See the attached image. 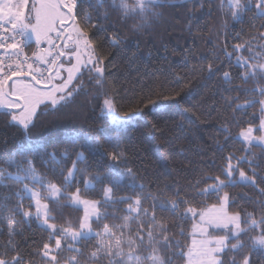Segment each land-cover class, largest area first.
Returning <instances> with one entry per match:
<instances>
[{"label":"snow or ice","instance_id":"6c2138e0","mask_svg":"<svg viewBox=\"0 0 264 264\" xmlns=\"http://www.w3.org/2000/svg\"><path fill=\"white\" fill-rule=\"evenodd\" d=\"M198 3L204 7V0ZM166 5L168 0H95L86 9L82 0H0V109L5 122L22 133L11 158L0 167V187L9 190L0 193V230L7 228L0 264H37L34 257L39 264H225L229 253L228 264H253L254 253L264 264V31H259L264 29V0H227L226 5L221 0L225 18L209 28V37H215L212 55L191 65L189 73L227 85L212 95L219 96L224 140L239 143L242 155L228 151L218 174H204L184 187L165 181L153 194L145 191L147 184L136 182L123 141L112 134L137 120L151 122L157 110L178 104L182 93L191 99L190 82L159 84L139 98L105 87L108 57L97 52L98 42L106 34L109 46L121 44L120 28L130 20L132 33L146 32L160 21ZM231 21L242 27L229 32ZM229 39L239 42L229 44ZM217 49L228 59L223 71ZM175 79L179 84L183 77ZM82 93H91L92 112L103 126L89 124L88 130L81 128L60 141L34 136L42 117H51L47 124L56 127ZM102 159L108 162L105 171L95 168ZM124 177L129 178L127 185ZM237 187L255 191L248 196L250 210L242 205L229 210L236 202L231 190ZM147 200L151 212L144 207ZM65 209L80 215L65 217ZM121 211L126 213L122 223L105 222L121 219ZM32 220L43 238L28 244L31 251L25 256L16 237ZM189 220L191 244L185 232Z\"/></svg>","mask_w":264,"mask_h":264},{"label":"trees","instance_id":"16d2710c","mask_svg":"<svg viewBox=\"0 0 264 264\" xmlns=\"http://www.w3.org/2000/svg\"><path fill=\"white\" fill-rule=\"evenodd\" d=\"M90 3L95 4V0H82L83 7L86 9L89 8ZM220 3L221 0H211L212 11L209 14V0H204L203 8L199 7L198 0L195 3L193 0H168V5L160 9L163 12L160 21L146 32L132 33L130 28L133 21L130 20L128 25L120 28V35L123 37L121 44L115 47L109 46L106 34H104V40L98 42L97 52L108 57L105 87L110 93L115 92L119 95L139 98L142 91L147 92L149 88L156 89L159 84H164L165 87H179L189 82L191 84L190 101L189 96L182 93L183 99H180L178 104L173 101L167 110H157L151 122L137 120L126 130L112 133L113 136H119L123 141L125 155L128 159L127 167L132 169L137 183L148 185L146 192L156 194L158 186L163 189L165 181L178 183L184 187L204 174L216 175L221 159L228 151H236L237 155L243 154L239 143L224 140L225 133L220 128L222 121L219 119V96L212 95V92L220 87H227V85L215 79L205 82L196 73L189 74L191 65L197 64L200 59L206 60L212 55L211 50L215 37H209V28L219 26L225 18L220 12ZM226 4L227 0H225ZM113 19H115V13H113ZM244 19V32L247 33L249 22L247 17ZM190 21L191 25H189ZM205 21L208 22L206 27L203 26ZM198 26H201L199 30ZM241 27L240 23L231 21L228 31L235 32ZM108 31L111 32L113 29L109 28ZM259 31H264V29H259ZM97 35L101 34L97 33ZM236 42L239 41L232 39L228 41L229 44ZM218 44L219 48L223 47L222 37ZM186 50L189 57L187 61H185ZM215 54L223 59L221 68L223 71L227 67L228 59L218 49ZM238 72V68L233 69L234 75H238ZM177 75L183 77L179 84L175 79ZM84 79H87V75ZM236 94L233 91L232 95ZM214 101L215 106L212 107ZM92 103L94 101L91 100V93L76 96L74 102L65 110L67 114L65 119L56 127H51L47 124L51 117H42V122L38 123L37 129L33 130L34 136L43 134L45 138L51 137L60 141L66 134H75L81 128L88 130L89 124L103 126V122L96 119L95 113L92 112ZM73 112H78L79 118L74 117ZM2 113L3 109H0V166L5 167L4 160L11 158L22 138V133L17 127L7 124L5 122L7 117ZM84 116H88L89 119L85 121ZM256 122L258 123V120ZM152 123L156 124L155 128L152 127ZM217 141L220 142L219 145ZM220 145H223V151ZM253 151L258 152L259 150L253 149ZM107 163V160H99L95 168L105 171ZM245 167L247 170V166ZM128 180V177H124L123 183L127 185ZM206 182L210 183V181ZM8 191L0 187V193ZM231 191L236 196V202L229 210L236 211L241 205L250 210L248 196L254 197L255 191L246 187H237ZM93 198L96 197L93 196ZM151 203V200H147L144 204V207L149 208V212H151ZM211 203L214 201L209 200L208 204ZM119 207L122 209L126 205ZM108 210L109 212L115 211L113 208ZM69 214L72 218L80 215L79 212L65 209V217ZM117 215L121 219L110 218L105 222L122 223V217L126 213L121 211ZM168 219L171 220V217ZM191 231L192 221L189 220L185 226L189 244L191 243ZM16 238L20 241L21 251L28 256L31 250L27 248V245L34 242L39 244L43 237L39 233L35 220H32L23 225V234ZM6 240L7 228L5 226L0 230V246ZM229 255L230 253L224 257L225 264H228ZM34 258L39 264V258ZM259 260L260 254L254 253L253 264H259ZM179 264H184V261H180Z\"/></svg>","mask_w":264,"mask_h":264},{"label":"built area","instance_id":"2783aa9c","mask_svg":"<svg viewBox=\"0 0 264 264\" xmlns=\"http://www.w3.org/2000/svg\"><path fill=\"white\" fill-rule=\"evenodd\" d=\"M28 43H31V40H29ZM25 51L28 55H31V48H26Z\"/></svg>","mask_w":264,"mask_h":264},{"label":"rangeland","instance_id":"374dc122","mask_svg":"<svg viewBox=\"0 0 264 264\" xmlns=\"http://www.w3.org/2000/svg\"><path fill=\"white\" fill-rule=\"evenodd\" d=\"M1 167V166H0ZM207 207V206H206ZM192 232V231H191ZM201 237H199V236H197V237H195V239H197V240H199ZM192 240H193V237H192V235H191V242H192ZM191 244V243H190Z\"/></svg>","mask_w":264,"mask_h":264}]
</instances>
